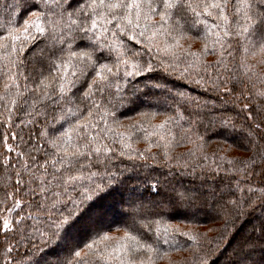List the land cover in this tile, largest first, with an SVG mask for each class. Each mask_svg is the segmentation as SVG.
<instances>
[{
  "label": "snow or ice",
  "instance_id": "1",
  "mask_svg": "<svg viewBox=\"0 0 264 264\" xmlns=\"http://www.w3.org/2000/svg\"><path fill=\"white\" fill-rule=\"evenodd\" d=\"M16 8L17 19L9 17L0 26V127L7 129L0 136V165L6 174L0 182V264H155L166 253L159 247L155 222L147 216L160 213L143 206L122 234L101 229L83 247L71 242L83 219L95 211L99 194L122 182L110 170L113 161L146 158L155 147L165 161L175 159L179 166L173 153L182 143L193 145L189 157L199 153L207 161L205 134L227 136L237 130L236 124L219 114L215 104L183 92L174 95L187 115L179 109L175 116L141 112L142 119L125 126L115 109L125 103L127 86L145 74L143 88L148 91L132 84L128 96L160 89L167 103L173 93L152 75L157 68L169 75L187 74L218 93H235L241 81L229 67L235 60L233 41L250 43L258 36L261 43L251 54L264 57V0H18L13 12ZM41 38L48 42L47 53L37 45ZM197 39L201 47L193 50L191 42ZM132 41L149 52L155 48L167 62L143 60ZM248 43H241L245 54ZM37 54L47 64L46 72L35 69ZM208 56L216 59L209 61ZM245 60L246 55L239 67L247 74L252 66ZM258 78L264 84V73ZM252 88L251 98L264 101V87ZM256 113L264 116V103L256 105ZM158 115L163 118L153 123ZM260 127L257 123L241 130L240 144L251 145L245 149L250 155L226 159L213 154V163L217 158L223 163L209 169L229 178L227 192L221 193L227 197L220 204L224 229L231 226L235 233L246 225L243 247L249 251L242 249L235 264H247L257 247L264 249V136L256 138ZM134 136L137 143L144 141L143 150L133 147ZM189 166L187 161L182 165ZM197 166L204 167L196 160L193 175ZM150 189L158 198L157 208L191 205L200 195L159 179ZM252 264H264V256Z\"/></svg>",
  "mask_w": 264,
  "mask_h": 264
},
{
  "label": "trees",
  "instance_id": "2",
  "mask_svg": "<svg viewBox=\"0 0 264 264\" xmlns=\"http://www.w3.org/2000/svg\"><path fill=\"white\" fill-rule=\"evenodd\" d=\"M17 3L18 0H0V26H6L9 17L13 20L17 19L19 9L16 8L13 12ZM189 15L191 14L189 13ZM197 31V29H193L192 34L197 35ZM47 43L43 38L37 41L40 48H45V53H47ZM191 43L193 50H199L202 41L197 39ZM241 43L248 42L233 41L235 60L229 64L233 70L231 74H235L241 81L235 93H218L206 89L205 86L197 85L194 79L187 74L183 77L178 72L169 75L160 68H157L152 75L160 79L166 88L172 90L173 95L166 98L167 103H164L165 97L162 96L160 89H152L149 95L138 98L128 96L132 84L139 83L142 91H148L143 88V80L148 74L136 77L127 86L124 97L125 103L115 109L116 119L125 126L132 121L142 119L139 115L141 112H157L175 116L177 109H179L187 115L183 102L174 95L177 92H183L185 96L200 97L202 101L208 100L215 104L219 114L232 118L237 130L227 136L216 135L211 131L205 134L204 151L208 155L207 161H204L199 153L195 157H189L187 150L193 147L189 143H182L173 153L180 160L179 166L175 159L171 162L165 161L160 150L155 147L152 149V154H146V158L129 159L125 156L115 159L113 161L114 166L110 170L116 172L118 180L122 182L114 183L110 190L106 189L105 192L99 194L102 199L98 200L95 211L90 216H86L73 233L71 239L73 245L79 244L83 247V244L88 242L97 230L101 229L112 234H122L126 225L132 222V214L143 206L142 210L151 209L160 213V215L147 216L149 221L155 222L152 227L154 232L159 233V247L162 253H166L162 258L156 259L155 264H235L239 255L249 251L248 248L243 247L246 225L235 233L231 226L227 230L223 227L224 219L220 211V204L227 197L226 195L222 196L221 193L227 192L226 185L229 183V178L225 176L224 172L216 175L215 172L209 170L215 168L217 163H223L218 158L216 163H213V154L216 157L223 154L226 159L251 154L250 151L245 150L246 148L250 149L251 145L240 144L244 138V131L241 130H246L260 123V129L256 130V138L259 139L260 136H264V116L256 113V105L264 103V101H254L250 96V93L254 91L252 84H255L256 88L264 87L258 78L260 73H264V63H260L264 57L252 56L251 54L253 49L259 47L261 41L258 36L252 37L251 42L248 43L250 51L247 54L243 52ZM130 44L142 53V59L145 61L151 59L154 64H157L160 59H164L165 62L168 60L167 57L157 53L155 48L149 52L142 45L136 44L135 41L130 42ZM32 50H35V46L28 55L31 54ZM245 55L246 65L252 66V71L247 74H245L244 69L239 67L241 57ZM206 59L214 61L216 57L208 56ZM227 59L231 60L232 58L228 57ZM34 66L35 69L47 71V64L42 63L39 54L35 57ZM28 67L33 68L32 60L28 61ZM253 72L256 75H253ZM248 77H251V82H249ZM227 86L231 88L233 85L229 83ZM129 99H135V103H127ZM157 99L161 100L159 106L156 104ZM245 103L249 105L248 109L242 107ZM249 112H251V118H249ZM162 118L158 115L153 123H159ZM184 126L187 127V124L184 123ZM199 131L202 134L205 132L203 127H200ZM4 134H7V129L0 127V136ZM136 140L137 137L134 136L133 147L143 150L146 146L144 141L141 139L137 143ZM0 151H3L2 144H0ZM152 155H155L156 158L153 159ZM196 160H199V163L204 167H195V175H193L192 166ZM185 161L190 165L187 169L182 167ZM5 175L3 166L0 165V182ZM157 179L175 184L177 187L195 189L200 195L191 205L185 204L176 209L170 207L157 208L154 200L158 198L150 194V185L154 184ZM88 203L92 202L89 201ZM137 218L143 219L142 216ZM118 229L119 232H117ZM146 235L151 237L153 233ZM189 237H195V240L189 239ZM164 240H167L168 243L165 244ZM23 250L21 249V251ZM262 256H264V249L257 247L247 264H252V261H259ZM69 259H71L70 256Z\"/></svg>",
  "mask_w": 264,
  "mask_h": 264
},
{
  "label": "rangeland",
  "instance_id": "3",
  "mask_svg": "<svg viewBox=\"0 0 264 264\" xmlns=\"http://www.w3.org/2000/svg\"><path fill=\"white\" fill-rule=\"evenodd\" d=\"M71 242H72V240H71Z\"/></svg>",
  "mask_w": 264,
  "mask_h": 264
}]
</instances>
